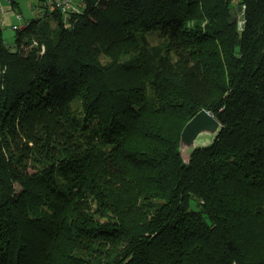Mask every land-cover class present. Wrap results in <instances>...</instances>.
<instances>
[{"label":"trees","instance_id":"1","mask_svg":"<svg viewBox=\"0 0 264 264\" xmlns=\"http://www.w3.org/2000/svg\"><path fill=\"white\" fill-rule=\"evenodd\" d=\"M49 18L0 36V264H264V0Z\"/></svg>","mask_w":264,"mask_h":264},{"label":"water","instance_id":"2","mask_svg":"<svg viewBox=\"0 0 264 264\" xmlns=\"http://www.w3.org/2000/svg\"><path fill=\"white\" fill-rule=\"evenodd\" d=\"M221 129L214 115L202 109L193 115L183 126L179 136L178 152L184 162H188L198 147L212 144Z\"/></svg>","mask_w":264,"mask_h":264},{"label":"rangeland","instance_id":"3","mask_svg":"<svg viewBox=\"0 0 264 264\" xmlns=\"http://www.w3.org/2000/svg\"><path fill=\"white\" fill-rule=\"evenodd\" d=\"M38 5V0H0V28L1 40L10 48L15 46L16 31L12 28L13 25L22 26L33 18L35 14L34 7ZM21 14V18L17 15ZM50 22L51 19L47 16L42 20ZM144 36L152 43L157 42V35L154 32H147Z\"/></svg>","mask_w":264,"mask_h":264},{"label":"built area","instance_id":"4","mask_svg":"<svg viewBox=\"0 0 264 264\" xmlns=\"http://www.w3.org/2000/svg\"><path fill=\"white\" fill-rule=\"evenodd\" d=\"M83 1L84 0H38V5L34 7L36 14L35 17L39 19L46 18L47 16L51 15L53 12H59L60 14L66 16L69 13L77 10L78 7L82 6ZM17 16L21 18V14H18ZM63 20H65V18ZM242 23L243 20L238 21V29H241ZM24 25H26V23ZM22 26L13 25L12 28L14 30H17ZM0 32H1V28H0Z\"/></svg>","mask_w":264,"mask_h":264}]
</instances>
